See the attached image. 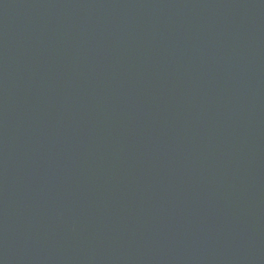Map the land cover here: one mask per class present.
Segmentation results:
<instances>
[{"label": "water", "instance_id": "1", "mask_svg": "<svg viewBox=\"0 0 264 264\" xmlns=\"http://www.w3.org/2000/svg\"><path fill=\"white\" fill-rule=\"evenodd\" d=\"M0 264H264V0H0Z\"/></svg>", "mask_w": 264, "mask_h": 264}]
</instances>
